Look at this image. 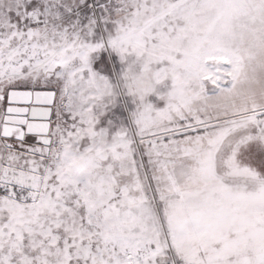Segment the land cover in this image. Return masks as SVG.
I'll list each match as a JSON object with an SVG mask.
<instances>
[{
	"label": "snow or ice",
	"instance_id": "snow-or-ice-1",
	"mask_svg": "<svg viewBox=\"0 0 264 264\" xmlns=\"http://www.w3.org/2000/svg\"><path fill=\"white\" fill-rule=\"evenodd\" d=\"M0 264H264V0H0Z\"/></svg>",
	"mask_w": 264,
	"mask_h": 264
}]
</instances>
